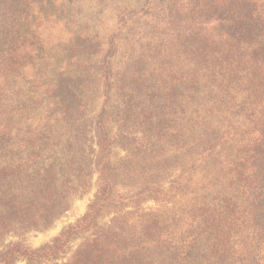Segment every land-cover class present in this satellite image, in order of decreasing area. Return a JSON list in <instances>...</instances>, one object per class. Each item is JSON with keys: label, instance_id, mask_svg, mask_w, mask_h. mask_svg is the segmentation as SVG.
I'll return each instance as SVG.
<instances>
[{"label": "trees", "instance_id": "16d2710c", "mask_svg": "<svg viewBox=\"0 0 264 264\" xmlns=\"http://www.w3.org/2000/svg\"><path fill=\"white\" fill-rule=\"evenodd\" d=\"M57 1L0 0V264H264V0H110L116 25L68 30L51 82ZM95 175L54 245H5Z\"/></svg>", "mask_w": 264, "mask_h": 264}, {"label": "rangeland", "instance_id": "374dc122", "mask_svg": "<svg viewBox=\"0 0 264 264\" xmlns=\"http://www.w3.org/2000/svg\"><path fill=\"white\" fill-rule=\"evenodd\" d=\"M113 5L114 3L111 4L110 0H58L54 5L48 4L44 8L45 11L50 12V14L51 13L55 14L54 16L56 19H54V21H49V22H43L42 20H40L39 30L42 32V38L45 40L44 44L48 46L47 52H51L50 57L53 58L54 61L47 62V60H45L39 62L38 66L37 64H35L34 67L47 69V65L51 66L50 71H48V74L50 73L48 80L51 82L62 81L66 79V77L71 78V74L70 75L68 74L65 78L60 80L55 75H51L52 72H55V68H56L55 66L57 64H61L59 62H62L61 59L59 58V52H63V54H66L67 49L69 48L70 41L72 39L71 35L69 34V31L80 33V28L83 27L85 29L87 25L90 26V28L88 27L87 28L93 33H96L98 31L100 32L103 31L102 26L111 27L113 29V27L116 25L114 24L116 18L115 16L116 12L114 10ZM98 8H101V10L98 11L97 10ZM138 9L141 10L142 5L138 6ZM93 20L97 22L96 25L87 24L88 22H92ZM77 25L78 27H75ZM18 31L20 32L22 31V33H24L26 31V27H22ZM0 34L2 36H9V31L8 29L3 30L0 28ZM126 35H128L127 32H123L119 37H122L124 39L127 38ZM32 67L33 66L26 67V71L24 72L25 80L19 82V85L22 86L20 87L21 90L24 91L22 93L23 95H32L33 98L37 100V97L41 94V90L38 87V85L34 83V80L32 78V74L34 73V69H32ZM116 71H120V70H116ZM70 82L71 81H69V83ZM78 89L80 88L77 87V90ZM29 102H31V100H29ZM101 104L102 101L93 105L92 108H94V110L97 111L98 108L101 106ZM94 114L95 113H93V111H90V114L88 116L91 115L90 117H92ZM238 143L242 144L241 141H237L236 144ZM96 181H97V176L95 175L93 184L91 185L89 190L86 193H84V195L76 199V201L73 203L71 207V210L67 212L63 217L58 219L51 227H49L48 229L29 232L27 234L18 232L16 234L10 235L6 239L5 245L7 246L10 243H15L19 241H22L25 244V246L31 247L32 249H42L44 247L54 245L56 239L61 235V233L65 229L76 224V222L81 218H83L88 212L89 205L94 199V195L97 191ZM169 183L167 184V186H169ZM155 206L156 205L153 202H149L145 207L151 208ZM76 244H78V242H73L72 248H75ZM1 250L2 249H0V251ZM14 264H50V263H47V261L40 263H29L26 259L19 257Z\"/></svg>", "mask_w": 264, "mask_h": 264}]
</instances>
